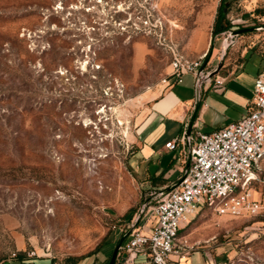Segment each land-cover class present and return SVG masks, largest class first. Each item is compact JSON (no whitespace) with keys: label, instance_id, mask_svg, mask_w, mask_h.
Returning a JSON list of instances; mask_svg holds the SVG:
<instances>
[{"label":"rangeland","instance_id":"374dc122","mask_svg":"<svg viewBox=\"0 0 264 264\" xmlns=\"http://www.w3.org/2000/svg\"><path fill=\"white\" fill-rule=\"evenodd\" d=\"M221 7L226 32L246 30L218 72L264 46V0H0V259L108 264L125 236L115 264H152L122 248L154 222L131 163L137 120L172 51L197 58ZM193 217L180 231L203 256L192 264H264V211Z\"/></svg>","mask_w":264,"mask_h":264},{"label":"built area","instance_id":"2783aa9c","mask_svg":"<svg viewBox=\"0 0 264 264\" xmlns=\"http://www.w3.org/2000/svg\"><path fill=\"white\" fill-rule=\"evenodd\" d=\"M222 33L227 47L234 36ZM205 55L192 59L173 50L171 71L162 81L181 82L185 74H193L197 86L210 81ZM178 143L187 148L188 164L173 189L153 194L154 222L147 234L133 232L124 242L128 258L143 254L152 264H176L185 258L189 245L180 231L204 207L231 217L264 211V197L255 194L256 186L264 190V69L255 76L243 117L216 130L183 132L164 146L172 150Z\"/></svg>","mask_w":264,"mask_h":264},{"label":"crops","instance_id":"0c3cea01","mask_svg":"<svg viewBox=\"0 0 264 264\" xmlns=\"http://www.w3.org/2000/svg\"><path fill=\"white\" fill-rule=\"evenodd\" d=\"M215 17L213 14L210 20L209 33L203 31L196 35L198 45L193 50L198 57L208 52L205 63L211 67L214 63H219L226 47L224 40L220 45L215 42L218 40L215 38L217 34L212 37L211 29ZM235 41L236 39L233 40ZM241 57L240 65L231 70L224 66L220 72L211 76L210 81H203L199 86L196 85L193 74H189L190 76L185 74L181 82L171 80L163 82L161 79L145 93L147 103L137 120L135 150L131 163L138 184L151 195V198L154 193L176 184L188 164L185 146L178 143L175 149L170 150L164 144L186 132L197 93L200 105L191 132L219 129L247 113L255 76L264 69V46L260 51L244 49ZM136 59L139 61L140 56ZM248 62H252L254 69L247 72L245 66ZM170 71L169 66L168 73ZM186 76L188 78L184 81ZM19 247L18 251H24L23 245ZM195 256L198 259L203 258L201 252H193L190 256L178 260L176 264H192V258ZM171 257L177 260V256ZM0 264H54V262L47 256L30 254L26 256L22 252L13 258L0 259ZM76 264L90 263L88 259H81Z\"/></svg>","mask_w":264,"mask_h":264},{"label":"water","instance_id":"95a60500","mask_svg":"<svg viewBox=\"0 0 264 264\" xmlns=\"http://www.w3.org/2000/svg\"><path fill=\"white\" fill-rule=\"evenodd\" d=\"M223 9H224V6H223ZM244 30H246V29H239V30H234V31H230V32H231V35H232V36H235V35L241 33V32L244 31ZM225 48H226V47H225ZM225 48H224V49H225ZM222 56H223V55H222ZM221 59H222V57H221ZM221 59H220L218 65H217V67H216L213 71L210 72L209 76H213V75H215V74L218 73L219 69H220L221 66H222ZM198 98H199V97H198V93H197V100H196V102H195L194 110H193V112H192V114H191V117H190V119H189V123H188V126H187L186 134H189V133H190V131H191V127H192V124H193L194 119H195L196 112H197V110H198V108H199L200 103H199ZM178 182H179V181H178ZM178 182H177L176 184L172 185V186H169V187H166V188L160 190L159 192H161V193H165V192L170 191L171 189H173V188L178 184ZM124 239H125V236H123L122 238L119 239V241H118L116 247L114 248V250H113V252H112V254H111V257H110V260H109L108 264H115V260H116V257H117V254H118V251H119V249L121 248V244H122V242H123Z\"/></svg>","mask_w":264,"mask_h":264},{"label":"trees","instance_id":"16d2710c","mask_svg":"<svg viewBox=\"0 0 264 264\" xmlns=\"http://www.w3.org/2000/svg\"><path fill=\"white\" fill-rule=\"evenodd\" d=\"M225 17V13H223L222 11V7L219 9V12L218 14L216 15L215 17V20H214V24L212 26V37L215 36L216 34L222 32V31H225V30H228L229 28L228 27H231V25H225L222 23V18ZM208 58V52L206 53L203 61L205 62ZM78 261V258H71V262L68 263V264H76Z\"/></svg>","mask_w":264,"mask_h":264},{"label":"bare ground","instance_id":"6f19581e","mask_svg":"<svg viewBox=\"0 0 264 264\" xmlns=\"http://www.w3.org/2000/svg\"><path fill=\"white\" fill-rule=\"evenodd\" d=\"M184 259V258H183Z\"/></svg>","mask_w":264,"mask_h":264}]
</instances>
